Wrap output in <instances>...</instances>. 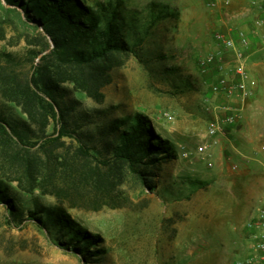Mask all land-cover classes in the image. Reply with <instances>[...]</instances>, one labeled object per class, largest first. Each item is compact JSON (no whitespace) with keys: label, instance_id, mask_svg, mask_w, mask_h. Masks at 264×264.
Wrapping results in <instances>:
<instances>
[{"label":"rangeland","instance_id":"374dc122","mask_svg":"<svg viewBox=\"0 0 264 264\" xmlns=\"http://www.w3.org/2000/svg\"><path fill=\"white\" fill-rule=\"evenodd\" d=\"M84 1L94 7L119 4L133 20L131 32L145 41L137 55L113 71L102 102L70 83L63 88L80 111L106 110L108 119L149 116L177 153L157 173L155 192L140 193L129 207L69 210L83 231L99 236L85 256L66 248L69 239L57 228L21 223L0 204V264H237L245 254L246 222L264 193V0ZM240 33L249 41L245 51L254 93L240 120L226 125L219 142L201 155L196 146L211 142L207 127L213 113L207 108L226 102L212 84L235 61L231 51L218 54V40ZM14 34L8 31L9 38ZM27 50L24 41H0V56L6 52L24 62ZM213 52L219 71L201 65ZM232 161L239 164L237 170ZM42 201L53 204L49 197Z\"/></svg>","mask_w":264,"mask_h":264},{"label":"trees","instance_id":"16d2710c","mask_svg":"<svg viewBox=\"0 0 264 264\" xmlns=\"http://www.w3.org/2000/svg\"><path fill=\"white\" fill-rule=\"evenodd\" d=\"M4 2L0 41H24L28 50L24 62L0 56V204L21 223L57 228L69 239L65 247L85 256L99 236L83 231L69 210L129 207L140 193L155 192L157 173L177 151L149 116L108 119L106 110L80 111L63 85L102 102L113 71L145 40L113 2ZM10 29L15 37H8ZM46 197L53 204H43Z\"/></svg>","mask_w":264,"mask_h":264},{"label":"built area","instance_id":"2783aa9c","mask_svg":"<svg viewBox=\"0 0 264 264\" xmlns=\"http://www.w3.org/2000/svg\"><path fill=\"white\" fill-rule=\"evenodd\" d=\"M218 41L220 47L218 54L231 51L235 61L229 72L218 73L217 80L212 84L213 92L225 97L226 102L207 108L213 113L207 127V136L211 138V142L196 146V152L201 155L206 154L212 144L219 142L218 136L226 125H234L240 120L245 101L253 95L256 84L247 67L248 57L245 51V47L249 45L247 37L240 33L239 38L228 35L219 38ZM218 54L213 52L201 59V65L205 70L212 69V66L218 71L221 70ZM165 115L172 118L169 112ZM184 154L189 155V151H185ZM231 167L237 170L239 164L232 161ZM257 203L246 222L245 254L237 264H264V193Z\"/></svg>","mask_w":264,"mask_h":264}]
</instances>
